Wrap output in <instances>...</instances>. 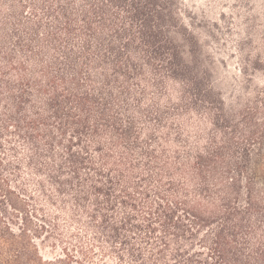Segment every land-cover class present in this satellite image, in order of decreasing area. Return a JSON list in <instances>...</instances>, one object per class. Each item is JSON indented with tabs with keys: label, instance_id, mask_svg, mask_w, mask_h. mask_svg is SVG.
<instances>
[{
	"label": "trees",
	"instance_id": "trees-1",
	"mask_svg": "<svg viewBox=\"0 0 264 264\" xmlns=\"http://www.w3.org/2000/svg\"><path fill=\"white\" fill-rule=\"evenodd\" d=\"M180 11L0 0V264H264V95Z\"/></svg>",
	"mask_w": 264,
	"mask_h": 264
},
{
	"label": "rangeland",
	"instance_id": "rangeland-1",
	"mask_svg": "<svg viewBox=\"0 0 264 264\" xmlns=\"http://www.w3.org/2000/svg\"><path fill=\"white\" fill-rule=\"evenodd\" d=\"M228 107L264 95V0H179ZM264 152V142L261 146Z\"/></svg>",
	"mask_w": 264,
	"mask_h": 264
}]
</instances>
